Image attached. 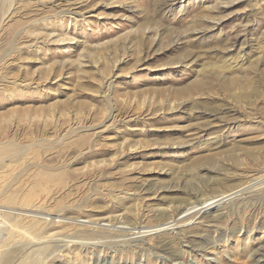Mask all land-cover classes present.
Segmentation results:
<instances>
[{"label": "rangeland", "instance_id": "obj_1", "mask_svg": "<svg viewBox=\"0 0 264 264\" xmlns=\"http://www.w3.org/2000/svg\"><path fill=\"white\" fill-rule=\"evenodd\" d=\"M0 236V264H264V0H0Z\"/></svg>", "mask_w": 264, "mask_h": 264}, {"label": "bare ground", "instance_id": "obj_2", "mask_svg": "<svg viewBox=\"0 0 264 264\" xmlns=\"http://www.w3.org/2000/svg\"><path fill=\"white\" fill-rule=\"evenodd\" d=\"M203 82H204V81H203ZM140 103H141V102H140ZM232 193H233V192H232ZM232 193L226 194V195H224L223 197L229 196V195L232 194ZM223 197H222V199H223ZM222 199H221V200H222ZM1 212H2V211H1ZM2 219H3V218H2ZM12 220H13V219H12ZM137 232H140V231H137ZM137 232H136V233H137ZM138 234H139V233H138ZM1 236H2V235H1ZM1 236H0V237H1Z\"/></svg>", "mask_w": 264, "mask_h": 264}]
</instances>
